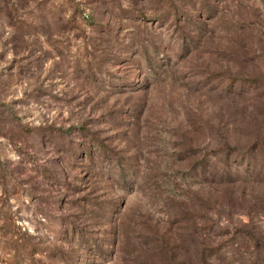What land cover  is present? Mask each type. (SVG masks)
Listing matches in <instances>:
<instances>
[{"label": "rangeland", "instance_id": "1", "mask_svg": "<svg viewBox=\"0 0 264 264\" xmlns=\"http://www.w3.org/2000/svg\"><path fill=\"white\" fill-rule=\"evenodd\" d=\"M0 264H264V0H0Z\"/></svg>", "mask_w": 264, "mask_h": 264}]
</instances>
